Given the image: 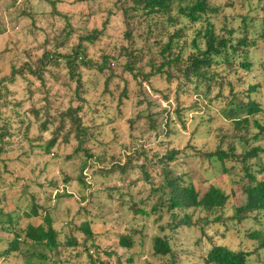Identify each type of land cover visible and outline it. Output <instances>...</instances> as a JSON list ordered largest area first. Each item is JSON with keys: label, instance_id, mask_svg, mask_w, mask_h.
Instances as JSON below:
<instances>
[{"label": "rangeland", "instance_id": "374dc122", "mask_svg": "<svg viewBox=\"0 0 264 264\" xmlns=\"http://www.w3.org/2000/svg\"><path fill=\"white\" fill-rule=\"evenodd\" d=\"M51 1H56L58 12ZM209 1L218 9L212 14L217 33L232 45L246 39L250 47L244 48L258 63L252 72L244 73L241 52L233 54L234 47L229 46L230 63L224 55L215 57L212 70L219 74V84L213 85L211 92L202 80L183 82L176 67L146 79L153 65L159 67L163 62L162 45L154 42L157 39L164 44L168 36L155 32L146 40L148 26L138 19L132 22L133 44L119 9L122 0H0V81L9 80L1 84L0 91V125L7 128L3 141L0 138V147L6 145L0 153V210L24 214L37 203L42 213H50L58 230L80 240L85 236L78 226L88 222L98 243L88 246L90 254L105 264H171L167 257L153 255L152 249L154 236H172L166 229L169 214L153 209L161 194L159 186L168 174L178 180L183 174L201 190L215 183L231 192L236 182H231L224 162L217 157L209 160L204 153L228 149L236 138L258 131L256 125L251 124L248 131L234 124L233 115H225L231 90L243 97L251 84L260 83L258 98L264 100V71L260 69L264 61V0ZM95 30L101 32L94 44L82 42L81 38ZM195 30L188 28L183 38L187 40L185 60L197 53L192 45ZM198 44L205 48V41L198 39ZM79 45L96 64L80 70L85 101L78 114L89 128L83 148L91 158L79 151L82 135L65 118L66 110L78 105L76 83L69 78L65 59L46 68L38 64L47 50L65 54ZM128 51L135 53L136 69L142 70L137 78L126 71ZM104 56L109 66L101 71ZM30 67L41 75L30 72ZM22 70L25 73L21 74ZM53 137L58 143L45 153V144ZM170 148L187 155L166 165L160 157ZM137 208L148 215L135 213ZM232 212L228 207L224 214ZM198 216L205 214H194V218ZM42 220V216L33 217L31 222ZM28 221H23L21 228ZM225 228L213 224L206 230L213 242L232 249H254L255 244L246 238L247 224L223 235ZM124 233L135 239L133 248L120 246ZM200 238L202 242L196 243ZM207 238L199 228L179 229L172 237L180 252L178 263L205 264L202 252L209 249ZM6 248L7 234L0 229V264H24L15 255L3 258ZM69 250L77 252L67 249L62 261L90 264L87 255L70 258ZM249 264H264V251L261 261L250 259Z\"/></svg>", "mask_w": 264, "mask_h": 264}, {"label": "trees", "instance_id": "16d2710c", "mask_svg": "<svg viewBox=\"0 0 264 264\" xmlns=\"http://www.w3.org/2000/svg\"><path fill=\"white\" fill-rule=\"evenodd\" d=\"M51 4L54 12H58L56 1H51ZM119 9H121L124 21L129 27L127 36L130 37L133 44L136 42L133 37L132 22L138 19L148 26L145 33L146 40L155 32L160 37H163L165 33L168 36L164 44L157 39L154 42L155 45H162L160 54L163 57V62L159 67L153 65L152 72L146 76L147 80H150L152 75L163 73L165 69L171 70L176 67L178 72L184 76L183 82L190 78L196 79L197 82L202 80L206 90L211 92L212 86L219 84L217 77L219 74L212 70L216 63L215 57L224 55L227 63H230L233 55L229 56V46L234 47L233 54L241 52L243 59L240 64L244 73L252 72L258 65L256 60L251 59L249 50L244 48L250 47L246 39H239L237 45H232L227 37L217 33L216 26L212 21V14L216 13L218 9L209 0H130L128 3L122 0ZM191 27L196 28L192 45L197 49V53L190 54L185 60L184 51L187 40L183 41V38L186 37V30ZM170 28L174 30H170ZM1 31L0 25V33ZM100 32L101 30H95L94 34L85 36L81 40L94 44ZM198 39L205 41V48H201ZM126 56L129 59L126 64V71L131 72L137 78L142 70L136 69L134 63L136 55L134 52L128 51ZM104 57L106 62L104 60L99 65L101 71L109 66L108 57ZM61 59H65L69 78L76 83V94L78 95V105L70 106L66 110L65 118H69L76 125L77 134L82 135L78 142L79 151H85L91 158L92 154L83 148L89 128L83 125L82 118L78 114L82 108V103L85 101L82 96L84 79L80 70L83 66L94 68L96 64L88 57L87 50L81 45L65 54L59 50L56 52L47 50L39 59L38 64L46 68L53 61L60 64ZM260 66V69L264 71V61ZM29 71L37 76L41 75L39 70L32 67L29 68ZM20 73L23 74L25 71L22 70ZM262 73L264 76V72ZM11 79L13 80L14 77ZM6 81L9 80L4 78L0 81V91L1 84ZM260 91V83L251 84L247 88V95H243V97L231 90L232 95L226 98L225 109L228 111L225 115H233L234 124L245 126L248 131L251 124L252 126L256 125L258 131L253 135L248 136L246 132L244 137H235L237 142L235 140L230 142L228 149L218 148L215 152L204 153V157L209 160L217 157L224 162L227 175L232 178L231 182H236L232 185L231 192H227L221 185L215 183L201 190L196 187L194 182L184 178L183 174L180 180L168 174L165 182L159 186L157 191H160L161 194L158 196L153 209L160 211L161 214L164 211L169 214L168 228H162L169 229L172 236L168 234L154 236L152 241L153 255L167 257L172 261L171 264H179L177 257L180 252L176 250L172 237L174 238V234L184 227L199 228L202 235L208 237L209 249L202 252L205 264H249L250 259L261 261L264 251V144H262L264 140V117L261 116L264 110V100L258 98L261 94ZM254 94L256 96L253 97ZM5 131L7 128L0 125L2 141ZM57 143L56 137L50 139L45 144V153L49 154ZM5 146L0 147V153L4 151ZM180 155L186 156L187 154H184L182 150L170 148L160 157V161L168 165L177 160ZM228 207L233 212L225 216L224 212L227 211ZM2 209L0 210V229L7 234V248L2 252L3 258L15 255L24 264H67V261L60 259L61 256L67 249H75L77 251H73L75 254L69 250L70 258L71 256L87 255L90 264L106 263L99 258V260H95L90 254L88 246L98 243L96 234L88 222L78 226V229L85 236L84 239L80 240L73 233L64 234L58 230L54 226L50 213H42L37 203L24 214L7 212ZM162 209L163 211H161ZM197 212L204 213L205 216L194 218V214ZM135 213L148 215L149 212L137 208ZM210 215H214L212 220ZM40 216L43 219L41 223L31 222L33 217ZM23 221L25 223L28 221L27 226L21 228L20 224ZM209 224L226 225L223 235L235 230L239 231L244 224H247L250 228H247L245 232L246 238L255 244L254 249L247 250L242 247L232 249L227 245L215 242V240L213 242V237L209 236L206 230L210 228L211 225L209 226ZM65 237H67L66 240H64ZM200 241L202 242L201 238L196 243ZM119 244L124 248L131 249L135 245V239L130 233H124L119 238ZM81 248L83 249L81 250ZM132 259L129 261L132 262Z\"/></svg>", "mask_w": 264, "mask_h": 264}]
</instances>
